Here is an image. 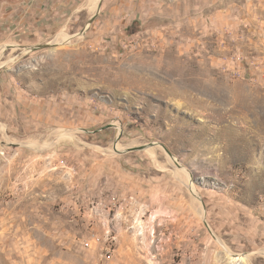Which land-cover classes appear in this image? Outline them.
Wrapping results in <instances>:
<instances>
[{
	"label": "rangeland",
	"instance_id": "obj_1",
	"mask_svg": "<svg viewBox=\"0 0 264 264\" xmlns=\"http://www.w3.org/2000/svg\"><path fill=\"white\" fill-rule=\"evenodd\" d=\"M98 2L0 0V264H264V0Z\"/></svg>",
	"mask_w": 264,
	"mask_h": 264
},
{
	"label": "water",
	"instance_id": "obj_2",
	"mask_svg": "<svg viewBox=\"0 0 264 264\" xmlns=\"http://www.w3.org/2000/svg\"><path fill=\"white\" fill-rule=\"evenodd\" d=\"M101 5H102V0L99 1L98 6H97L96 14L88 20L87 25L92 23L94 18L97 16V14L100 11ZM87 25L82 29V31H80V33L78 35H81V34H83L85 32V30L87 28ZM51 46H52L51 44L46 43V44H39V45H34V46H15V47L18 48V49H21L20 52L22 53V52L34 51V50H37V49L48 48V47H51ZM2 65L3 64H1L0 67ZM0 125H1V122H0ZM109 126H112V125H109ZM71 131H73V130H69V129L66 130L65 132H63L61 134L60 137L64 136L66 133H69ZM118 139H116V140L118 141ZM115 143H116V141H115ZM7 145L8 146H13V147H28V148L36 147V148H42L40 145H38L36 143H14V142L7 141ZM54 145H55V142H53V145H51V146H54ZM142 149H143V147H135V148L131 147V148H128L127 151L142 150ZM115 150H117V149H115ZM205 223H206V221H205ZM227 253H229V252H227ZM262 253H264L263 250H253V251H246V252H242V253H233V254L229 253V255H230V257L238 259V258H241V257H247L249 255L262 254Z\"/></svg>",
	"mask_w": 264,
	"mask_h": 264
},
{
	"label": "bare ground",
	"instance_id": "obj_3",
	"mask_svg": "<svg viewBox=\"0 0 264 264\" xmlns=\"http://www.w3.org/2000/svg\"><path fill=\"white\" fill-rule=\"evenodd\" d=\"M98 0H96V2H97ZM100 1V0H99ZM99 3V2H98ZM97 3V4H98ZM96 4V5H97ZM96 9H97V7H96ZM65 34H63V36L62 37H65L64 36ZM68 37V35L66 36V38ZM69 37H71L70 35H69ZM65 38V39H66ZM238 102V101H237ZM254 104V103H253ZM70 133V132H69ZM68 133H66L65 135H67ZM64 135V136H65ZM63 137V136H62ZM115 149H117V146H116V144L114 145V150ZM172 161H174L173 159H172ZM181 172L182 173H184V174H186L185 176H186V178H185V183H186V185L190 188V190H191V193H196V191H195V188H194V186L192 185V183L189 181V172L188 171H186V170H184V169H181ZM210 227V226H209ZM231 259H234V260H237V258H229V260H231Z\"/></svg>",
	"mask_w": 264,
	"mask_h": 264
}]
</instances>
